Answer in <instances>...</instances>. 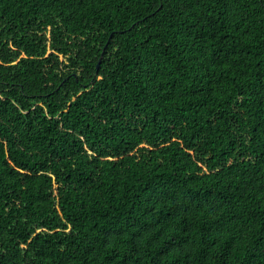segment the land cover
Here are the masks:
<instances>
[{"label": "trees", "instance_id": "obj_1", "mask_svg": "<svg viewBox=\"0 0 264 264\" xmlns=\"http://www.w3.org/2000/svg\"><path fill=\"white\" fill-rule=\"evenodd\" d=\"M0 264H264V0H0Z\"/></svg>", "mask_w": 264, "mask_h": 264}, {"label": "water", "instance_id": "obj_2", "mask_svg": "<svg viewBox=\"0 0 264 264\" xmlns=\"http://www.w3.org/2000/svg\"><path fill=\"white\" fill-rule=\"evenodd\" d=\"M101 58H102V56H101ZM101 58H100V60L98 61V64H97V66H96L97 69L99 68V65H100V62H101Z\"/></svg>", "mask_w": 264, "mask_h": 264}, {"label": "rangeland", "instance_id": "obj_3", "mask_svg": "<svg viewBox=\"0 0 264 264\" xmlns=\"http://www.w3.org/2000/svg\"><path fill=\"white\" fill-rule=\"evenodd\" d=\"M60 60H62V58L60 57Z\"/></svg>", "mask_w": 264, "mask_h": 264}]
</instances>
